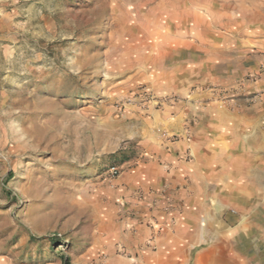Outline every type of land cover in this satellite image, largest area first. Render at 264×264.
Wrapping results in <instances>:
<instances>
[{"label": "rangeland", "instance_id": "1", "mask_svg": "<svg viewBox=\"0 0 264 264\" xmlns=\"http://www.w3.org/2000/svg\"><path fill=\"white\" fill-rule=\"evenodd\" d=\"M227 1L178 29L146 0H0V264H264V196L214 199L189 246L89 219L205 112L264 109V20Z\"/></svg>", "mask_w": 264, "mask_h": 264}, {"label": "crops", "instance_id": "2", "mask_svg": "<svg viewBox=\"0 0 264 264\" xmlns=\"http://www.w3.org/2000/svg\"><path fill=\"white\" fill-rule=\"evenodd\" d=\"M200 118L192 141L150 148L149 159L119 180L124 187L113 196L130 210L109 204L89 219L115 225L110 238H119L126 224L138 230L140 241L150 230L156 243L166 238L189 246L203 239L200 221L214 199L264 196L257 193L264 185V109L208 111ZM99 241L93 238V244Z\"/></svg>", "mask_w": 264, "mask_h": 264}, {"label": "bare ground", "instance_id": "3", "mask_svg": "<svg viewBox=\"0 0 264 264\" xmlns=\"http://www.w3.org/2000/svg\"><path fill=\"white\" fill-rule=\"evenodd\" d=\"M228 1L227 3H229ZM255 1L256 7L250 10L249 14H247V16L249 17L247 18L264 20V1ZM146 2L147 4L152 6L153 13L151 14L152 17L150 18V21L153 24H159L161 22L170 23L172 21H175L174 23L178 29H185V0H146ZM224 18L227 21L232 20L231 17Z\"/></svg>", "mask_w": 264, "mask_h": 264}, {"label": "trees", "instance_id": "4", "mask_svg": "<svg viewBox=\"0 0 264 264\" xmlns=\"http://www.w3.org/2000/svg\"><path fill=\"white\" fill-rule=\"evenodd\" d=\"M64 264H70L69 261H68V259H66V260L64 261Z\"/></svg>", "mask_w": 264, "mask_h": 264}]
</instances>
